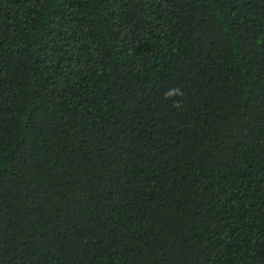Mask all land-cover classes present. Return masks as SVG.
<instances>
[{
	"label": "trees",
	"instance_id": "trees-1",
	"mask_svg": "<svg viewBox=\"0 0 264 264\" xmlns=\"http://www.w3.org/2000/svg\"><path fill=\"white\" fill-rule=\"evenodd\" d=\"M0 264H264V0H0Z\"/></svg>",
	"mask_w": 264,
	"mask_h": 264
}]
</instances>
